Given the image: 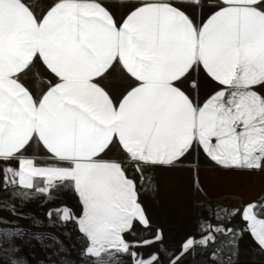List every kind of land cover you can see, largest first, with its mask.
<instances>
[{"label": "snow or ice", "instance_id": "obj_1", "mask_svg": "<svg viewBox=\"0 0 264 264\" xmlns=\"http://www.w3.org/2000/svg\"><path fill=\"white\" fill-rule=\"evenodd\" d=\"M193 5L211 14L200 23L185 11ZM38 63L50 79L36 71ZM201 67L222 86L202 106L198 94L194 100L179 87ZM118 86L114 101L110 91ZM260 86L264 0H0V190L23 189L10 196L25 199L26 190L72 187L81 214L64 207L48 217L76 223L90 264H123L122 256L157 264L159 255L143 258L134 248L162 239L160 230L135 244L124 239L135 223L150 224L135 182L104 156L116 148L137 170L170 168L195 147L224 168H264V96L253 90ZM41 149L70 167L37 166ZM6 210L26 218L12 204ZM228 213L216 205L214 218ZM231 214L241 215L264 248V205L253 202ZM0 223L15 222L0 217ZM206 229L184 241L168 264L207 248L214 233L234 234L233 240L242 234L201 221L200 231ZM24 231L0 228V264H18L14 238ZM49 238L60 245L53 255L66 251L58 237ZM223 251L213 247L210 256L231 264Z\"/></svg>", "mask_w": 264, "mask_h": 264}, {"label": "crops", "instance_id": "obj_2", "mask_svg": "<svg viewBox=\"0 0 264 264\" xmlns=\"http://www.w3.org/2000/svg\"><path fill=\"white\" fill-rule=\"evenodd\" d=\"M190 16L198 18L202 23L211 14L208 8L202 11L195 5L185 9ZM119 20L120 18L117 17ZM40 76L50 79V74L41 64H37ZM38 79V78H35ZM198 83V90L192 86V82ZM27 86V85H26ZM181 90L194 100L198 94L199 104L202 106L222 86L209 78L202 69L193 71L188 80L180 84ZM257 93L264 96V86L254 87ZM121 88L110 91L114 101L120 98ZM215 141L213 140V143ZM33 149L28 150L31 155ZM40 157L35 161L37 166L70 167L68 163L48 159V154L40 150ZM104 159L120 162L125 174L136 184L138 203L142 206L150 226L142 227L138 222L134 224L131 232L124 235L127 242L135 244L157 236V230L162 233V239L154 240L149 246L135 247L136 253L143 258H150L153 254L159 255L157 264H168L169 258L173 261L180 252L181 245L189 237L199 239L207 234L200 231L201 221L210 222L213 226L232 228L240 235H222L214 233L217 237L207 248L197 247L195 254L185 255L179 260V264H219L218 259L212 258L210 253L213 247H224L221 254L231 264H264V248L253 238L246 229V222L240 214L232 215V210L241 211L246 205L256 202L264 205V168L259 170H244L236 168H224L218 166L202 150L195 147L175 167H148L137 165L118 149L108 152ZM17 161H11L16 166ZM141 175L145 177L141 180ZM151 177V187H147V178ZM42 178L37 180L36 187H42ZM23 190V189H21ZM25 191V190H24ZM30 193L25 199L24 209L26 220L40 222L44 229L53 234L58 232L61 225L68 224L73 227L75 234H81L77 230L76 223L64 224L57 219L54 213L48 217L50 210L66 207L76 217L81 214V204L78 194L72 187L48 190L43 193L26 190ZM204 205V206H202ZM207 205L213 206V212L208 211ZM220 205L229 210L225 218L217 221L214 218L215 206ZM55 234V233H54ZM82 238V237H81ZM83 239V238H82ZM229 241H233L229 243ZM86 241L83 239L82 250ZM166 250V251H164ZM119 259L123 264H132L129 256ZM88 264L90 261L88 260Z\"/></svg>", "mask_w": 264, "mask_h": 264}, {"label": "rangeland", "instance_id": "obj_3", "mask_svg": "<svg viewBox=\"0 0 264 264\" xmlns=\"http://www.w3.org/2000/svg\"><path fill=\"white\" fill-rule=\"evenodd\" d=\"M24 191L18 188H10L8 190H0V217L8 221H14V224L0 223V228H20L25 230L24 234L18 238H14V243L19 245V250L15 253L18 264H88V258L81 254L83 239L79 234H75L73 227L61 225L58 232L53 234L50 230L42 228L43 224L33 220H26L20 215L10 214L6 210L8 204L15 206L17 213L25 215L24 203L25 199L20 197L12 198L10 192ZM243 234V233H242ZM50 236L58 237L62 241L66 251H59L58 255H53L60 245L49 238ZM53 245L45 247L43 245ZM2 264H9L8 259H4Z\"/></svg>", "mask_w": 264, "mask_h": 264}]
</instances>
